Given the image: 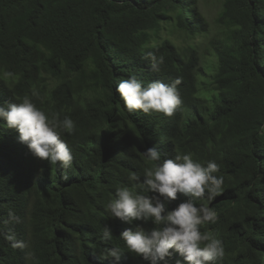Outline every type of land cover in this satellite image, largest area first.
Wrapping results in <instances>:
<instances>
[{"label":"trees","instance_id":"trees-1","mask_svg":"<svg viewBox=\"0 0 264 264\" xmlns=\"http://www.w3.org/2000/svg\"><path fill=\"white\" fill-rule=\"evenodd\" d=\"M150 54L164 58L158 71ZM131 75L144 87L179 79L181 105L171 117L129 113L116 87ZM25 96L74 121L61 135L73 160L36 158L0 120V264H113L100 253L114 246L122 264H146L119 238L134 225L104 206L130 175L143 180L152 146L162 160L217 162L222 194L194 203L218 220L200 230L223 241L218 264H264V0H224L215 30L200 0H0V104ZM178 262L177 253L168 264Z\"/></svg>","mask_w":264,"mask_h":264},{"label":"clouds","instance_id":"clouds-1","mask_svg":"<svg viewBox=\"0 0 264 264\" xmlns=\"http://www.w3.org/2000/svg\"><path fill=\"white\" fill-rule=\"evenodd\" d=\"M163 63V56L151 55L153 70L158 71ZM180 82L177 79L174 84L167 85L156 80L144 87L135 75H131L120 80L116 92L129 113L141 111L151 115L156 112L171 117L182 103L176 87ZM32 95L41 99L36 91ZM0 120L6 121L7 128L18 131V141L36 158L64 168L71 166L72 151L61 138L62 133L71 134L75 130L70 117L61 120L58 114L50 116L25 96L19 103L5 101L0 104ZM143 158L152 165L144 169L143 180L140 175H130L132 186H116L115 197L104 206L108 218L134 225V229L126 228L119 236L128 251L146 264H168L177 253L185 264H218L225 256L223 241L200 229L218 220L208 203L223 192L224 177L217 175L220 166L215 160L203 163L195 160L191 153H177L174 158L162 160V153L155 146L146 148ZM178 194L189 199L169 209L168 204L176 201ZM197 199L208 203L197 206L194 203ZM137 221L151 223L154 227L145 229ZM99 239L106 244L112 242V229L104 225ZM13 246L24 247L22 243ZM32 256V253L27 254L29 259ZM100 259L122 264L126 256L119 246H114L101 252Z\"/></svg>","mask_w":264,"mask_h":264},{"label":"rangeland","instance_id":"rangeland-1","mask_svg":"<svg viewBox=\"0 0 264 264\" xmlns=\"http://www.w3.org/2000/svg\"><path fill=\"white\" fill-rule=\"evenodd\" d=\"M223 1L224 0H200V10L207 17L214 30L215 19L222 8ZM199 40L205 41L204 38H199ZM175 41L181 43V41H183L182 36L181 39H176Z\"/></svg>","mask_w":264,"mask_h":264}]
</instances>
